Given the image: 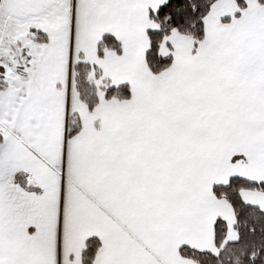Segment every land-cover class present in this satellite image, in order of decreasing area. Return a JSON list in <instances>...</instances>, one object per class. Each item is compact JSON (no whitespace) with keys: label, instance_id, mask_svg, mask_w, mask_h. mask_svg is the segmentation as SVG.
<instances>
[{"label":"snow or ice","instance_id":"snow-or-ice-1","mask_svg":"<svg viewBox=\"0 0 264 264\" xmlns=\"http://www.w3.org/2000/svg\"><path fill=\"white\" fill-rule=\"evenodd\" d=\"M0 264H264V0H0Z\"/></svg>","mask_w":264,"mask_h":264}]
</instances>
